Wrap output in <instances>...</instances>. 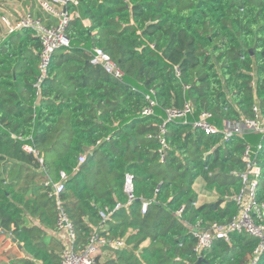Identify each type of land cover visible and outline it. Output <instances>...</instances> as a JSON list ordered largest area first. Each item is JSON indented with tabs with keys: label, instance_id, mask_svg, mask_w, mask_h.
<instances>
[{
	"label": "trees",
	"instance_id": "16d2710c",
	"mask_svg": "<svg viewBox=\"0 0 264 264\" xmlns=\"http://www.w3.org/2000/svg\"><path fill=\"white\" fill-rule=\"evenodd\" d=\"M66 8L78 14L65 29L70 49L52 54L38 87L39 38L24 29L0 41V264H60L59 209L76 251L93 235L106 241L102 264H196L190 230L231 221L236 207L224 198L240 192L244 147L260 137L223 141L191 123L204 111L218 125L253 119V107L264 118V0H77ZM35 16L55 23L41 10ZM94 49L121 79L90 64ZM147 95L156 107L142 116ZM185 102L193 118L163 125L165 111ZM82 155L90 157L79 164ZM257 161L264 204V139ZM127 176L134 200L125 206ZM198 178L215 200L194 207ZM116 240L124 248H110ZM256 245L233 233L199 264H250Z\"/></svg>",
	"mask_w": 264,
	"mask_h": 264
},
{
	"label": "built area",
	"instance_id": "2783aa9c",
	"mask_svg": "<svg viewBox=\"0 0 264 264\" xmlns=\"http://www.w3.org/2000/svg\"><path fill=\"white\" fill-rule=\"evenodd\" d=\"M34 7H38L43 13L50 15L55 23L47 26L45 22L37 18L32 11H23L18 17L10 18L5 14L0 17V24L4 29V35L27 29L39 38L41 43V51L39 54L38 70L39 74L36 80V86L46 78L47 68L52 54L60 49H70V40L65 34V29L70 20L78 17L76 12L69 13L66 6L72 4L77 5V0H33ZM90 64L100 66L102 69L115 79H121L122 73L112 63L110 58L99 49H94L90 58ZM148 106L142 111V116H151L154 114L156 103L146 96ZM194 108L190 103L185 102L181 108H172L165 111V120L163 125L167 123L180 121L188 123L189 118L194 116ZM253 119H241L237 122H224L218 125L214 122L213 116L209 112H201L195 117L191 123L194 129L202 131L205 135H221L222 140L226 141L229 138L238 137L242 138L245 134H253L259 136V141L255 145L248 144L244 147L241 162L244 171L235 174L241 180V189L237 195L224 198L225 201H232L236 207V213L231 221L224 224H212L206 229L192 228L191 235L196 239L194 252L197 258H202V252L210 249L215 240L229 241V236L233 233L244 234L250 238L257 240V245L253 250L250 264H257L260 256L264 253V204L259 203L257 200V191L261 178V167L257 161L258 151L262 147V140L264 139V118L260 116L259 109L253 107ZM161 132L165 133L163 127ZM161 144L165 147V143L161 140ZM23 149L31 152L32 149L24 146ZM86 160L85 155L79 157V164H83ZM163 161V158H162ZM62 180L66 177L61 174ZM64 190L63 183L59 182L54 185L53 195L59 196ZM132 177L127 176L124 191L128 197L125 206L129 205L133 200L132 194ZM150 202H144L141 205V212L145 213L146 208ZM222 204V207L223 205ZM59 207L60 203L57 202ZM198 207L197 200L192 204ZM123 205L117 204L115 207L119 209ZM58 214V230L60 231L59 238L64 244V250L61 253L60 264H102L98 258L104 254L101 247L106 244L103 238L93 235L89 244L80 251L74 249L75 234L72 225L64 216L61 209ZM182 209L176 211L175 215L179 218ZM101 217L105 220L107 216L100 213ZM109 247L112 249L124 248L122 240L109 242Z\"/></svg>",
	"mask_w": 264,
	"mask_h": 264
},
{
	"label": "crops",
	"instance_id": "0c3cea01",
	"mask_svg": "<svg viewBox=\"0 0 264 264\" xmlns=\"http://www.w3.org/2000/svg\"><path fill=\"white\" fill-rule=\"evenodd\" d=\"M32 2H33V0H23L21 2L0 3V11L3 12L2 15L7 14V15L10 16V18H14L15 14L17 13V12L13 13L11 8L14 9V7L17 8L18 13L29 10V11H32L35 14L36 11H39L40 9L38 7H34ZM5 6H7V7H5ZM11 6H13V7H11ZM9 7H11V8L9 9ZM84 23L87 24L86 21ZM4 34H5L4 33V29H3V27L0 24V41L3 38H5V36H3ZM193 188H194V190H195V192L197 194V199L196 200L198 202V207L203 205V204L210 203V202L215 200L213 195L205 190V183H204L203 179L198 178L196 180V182L194 183ZM104 257H105V252L100 257L101 261L104 259Z\"/></svg>",
	"mask_w": 264,
	"mask_h": 264
},
{
	"label": "rangeland",
	"instance_id": "374dc122",
	"mask_svg": "<svg viewBox=\"0 0 264 264\" xmlns=\"http://www.w3.org/2000/svg\"><path fill=\"white\" fill-rule=\"evenodd\" d=\"M5 7H7V6H5ZM11 7H13V6H11ZM11 7H9V9L11 8ZM12 9V11H13V13H15V12H17L16 14H15V17H18L19 16V14H21L22 12H20V13H18V11H17V8L16 7H14V9L13 8H11ZM3 14V12L2 11H0V16ZM149 96H151V95H149ZM104 252V251H103Z\"/></svg>",
	"mask_w": 264,
	"mask_h": 264
},
{
	"label": "water",
	"instance_id": "95a60500",
	"mask_svg": "<svg viewBox=\"0 0 264 264\" xmlns=\"http://www.w3.org/2000/svg\"><path fill=\"white\" fill-rule=\"evenodd\" d=\"M89 157H90V155H88V156L86 157L85 163H87ZM82 166H83V165H80L79 168H81ZM202 260H203V258L198 259V261H197L196 264H199V262H201Z\"/></svg>",
	"mask_w": 264,
	"mask_h": 264
}]
</instances>
